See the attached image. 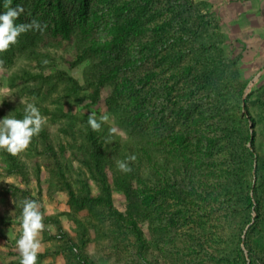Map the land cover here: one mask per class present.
<instances>
[{"label":"rangeland","instance_id":"rangeland-1","mask_svg":"<svg viewBox=\"0 0 264 264\" xmlns=\"http://www.w3.org/2000/svg\"><path fill=\"white\" fill-rule=\"evenodd\" d=\"M102 1L108 0H88ZM126 1L148 5L156 23L170 20L177 2L204 17L198 18L192 31L171 27L165 43L145 54L142 43L151 39L133 40L116 62L124 66L120 77L98 104L66 107L71 117H52L45 114L47 108L55 110L51 101L26 86L25 79L31 80L27 70L39 73L41 63L56 62L65 49L49 40L50 0H20L25 12L18 22L42 20L44 30L22 34L16 45L0 54V118L16 116V106L36 103L47 118L43 127L60 149V141L68 148L85 140L73 134L74 123L85 125L90 111L97 118L108 114L109 120L98 131L100 140L104 146L119 143L118 151L126 154L128 134L121 123L138 122L135 91L142 88L147 112L141 122L151 140L155 200L147 216L136 219L110 215L99 205L92 212L71 209L64 186L66 180L74 181L68 171L66 180L57 172L48 174L56 158L39 133L26 151L15 155L21 175L8 173L12 165L3 155L7 152L0 150V217H6L4 222L0 219V264L19 263L15 243L22 231L20 207L28 194L7 193L11 188L30 193L42 205L45 229L40 254L45 257L38 264H264V0H119ZM62 2L77 21L84 0ZM104 26L96 29L101 40L107 37ZM200 51L209 57L205 66L199 62ZM94 63L85 62L70 73L83 84ZM196 65V71L205 67L217 78L215 85L194 80L191 68ZM114 94L117 108L110 102ZM220 109L227 117L222 124ZM110 128L117 131L110 134ZM188 132L187 149L172 144L175 133ZM118 151L111 154L112 172L121 160ZM66 155L59 152L57 157L65 162L70 160V153ZM158 165L165 167L157 169ZM110 180L113 183L112 173ZM94 194H99L96 186ZM126 202L122 192H113L118 212L126 214Z\"/></svg>","mask_w":264,"mask_h":264},{"label":"trees","instance_id":"trees-1","mask_svg":"<svg viewBox=\"0 0 264 264\" xmlns=\"http://www.w3.org/2000/svg\"><path fill=\"white\" fill-rule=\"evenodd\" d=\"M84 2L77 12V21H75L70 18L62 0H50V5H52L48 12L50 20H47L46 24L50 31L49 40L52 44L65 49L64 54L56 56L65 68H61L58 60H56L51 64L41 63V71L37 74L27 70L31 80L30 78L25 79L26 83L28 82L26 86L38 89L37 95L43 96L44 100L51 101L55 110L51 112L47 108L45 114L52 115V117H71L72 114L65 109L66 107L84 103L91 106L98 104L105 90L113 85L111 82L120 77L124 66L116 65V62L123 59L129 44L133 40L151 39L142 43L141 53L145 54V51L150 50L152 46L157 47L165 43L167 32L171 27L175 26L179 31H192V27L198 18L204 17L201 12H193L192 14L190 8L180 2L173 5L172 17L166 23H156L154 21L156 16L148 5L132 6L131 2H119V0L102 1L97 4H91L88 0H84ZM2 3L3 0H0V6ZM15 3H20V0H13V4ZM55 4L57 5L55 6ZM99 24H105L107 37L104 40L96 35ZM201 47L204 48V45ZM200 53L203 54V58L199 62L205 66L209 62V57L203 51ZM95 61L97 63L91 66L90 76H86L83 84L70 73V70L85 62ZM191 69L194 80L198 78L197 80H202L208 85H215L217 82V78L211 76L205 67L196 71V65ZM31 81H35V83L31 85ZM135 92L139 93L136 100L137 107L134 110L136 113L134 119L138 122L125 124L122 120L121 123L128 134V138L124 141L125 146H127L126 154L124 151H118L119 143L114 145L115 147L104 146L100 140V133L93 131L87 122L85 125L74 123L75 132L73 134L84 136L85 140L80 144L73 142L69 144L68 148L65 146V142L60 141V149H57L50 140L45 127L42 128L40 137L46 143L48 151L56 158L55 166L49 169L48 174L53 176L54 172H57L60 179L66 180V171H68L74 181L66 180L65 186L63 185L64 190L69 195L71 209L80 212H92L99 205L110 215H119L121 219L126 217L130 219L145 218L147 216L148 208L155 200L157 188L152 184V170L151 164H149L153 158L151 140L147 135L145 123L141 122L142 118L146 117L147 112V110H143L146 96L143 95L142 88ZM243 94V91L238 93L239 97ZM110 102L111 104L114 103V107H118L119 102L115 94L110 97ZM16 109V116L21 117L24 107L18 108L16 106ZM217 115L222 117L221 124L225 122V119L227 120L224 110H218ZM175 134L177 135L172 136V144L175 146L183 145L182 148L187 149L189 132ZM117 151L121 160H126L132 154L136 156L135 161L129 162L132 169L130 172H122L119 169L112 172L111 154ZM59 152L62 157L63 155L66 157V153L69 152L70 160L64 158L67 161L61 162L57 157ZM3 155L12 165L8 173L21 175L22 169L17 166L16 157L9 153ZM75 163H78V167H75ZM164 163H167V160H164ZM160 167H165V165H158L157 169ZM175 168V165H171V170H175ZM111 173L114 176L113 183L110 180ZM23 181L25 182V180ZM94 186L99 190L98 195L94 194ZM114 191L122 192L125 195L127 201L126 214L118 212L115 208L113 203ZM167 191L168 189L163 187L162 193L166 194ZM17 192L23 193L25 196L28 194L27 199H34L30 193L22 191L20 188L7 190V193L15 194ZM249 199L251 200L250 196ZM0 219L3 222L6 221L5 216L0 217ZM133 224H136L135 220ZM44 257V254H39L37 264ZM82 264L90 263L83 261Z\"/></svg>","mask_w":264,"mask_h":264},{"label":"clouds","instance_id":"clouds-1","mask_svg":"<svg viewBox=\"0 0 264 264\" xmlns=\"http://www.w3.org/2000/svg\"><path fill=\"white\" fill-rule=\"evenodd\" d=\"M25 9L21 3L13 4V0H3L0 6V54L16 45L19 37L29 31H43L44 27L37 19L28 22H18ZM3 62L0 61V64ZM109 120L108 114L97 118V114L90 111L87 124L93 131H99ZM47 118L42 115L34 102H26L21 117L6 115L0 118V150L15 156L26 151L33 137L38 136ZM115 128L109 132L115 133ZM134 154L126 160H118L117 167L122 172H130L131 161H135ZM42 205L36 199H25L20 207L19 226L22 231L16 240L15 247L19 255V264H37L42 248L40 239L45 229Z\"/></svg>","mask_w":264,"mask_h":264},{"label":"water","instance_id":"water-1","mask_svg":"<svg viewBox=\"0 0 264 264\" xmlns=\"http://www.w3.org/2000/svg\"><path fill=\"white\" fill-rule=\"evenodd\" d=\"M243 109L247 113V116H248L249 115V111H248L247 106H246L245 103H244ZM251 127H253V126H251Z\"/></svg>","mask_w":264,"mask_h":264}]
</instances>
